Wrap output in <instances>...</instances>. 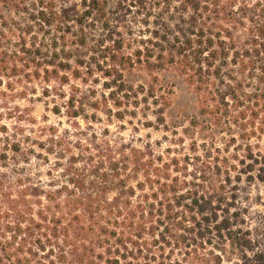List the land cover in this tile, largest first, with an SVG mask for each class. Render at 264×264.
Here are the masks:
<instances>
[{
    "label": "trees",
    "instance_id": "trees-1",
    "mask_svg": "<svg viewBox=\"0 0 264 264\" xmlns=\"http://www.w3.org/2000/svg\"><path fill=\"white\" fill-rule=\"evenodd\" d=\"M165 73L197 99L183 135ZM20 83L77 129H2L0 264H264L235 183L264 182V0H0V88Z\"/></svg>",
    "mask_w": 264,
    "mask_h": 264
},
{
    "label": "rangeland",
    "instance_id": "rangeland-1",
    "mask_svg": "<svg viewBox=\"0 0 264 264\" xmlns=\"http://www.w3.org/2000/svg\"><path fill=\"white\" fill-rule=\"evenodd\" d=\"M139 81H142V77L130 79L131 83H139ZM162 81L171 87L174 93L172 107L167 114L168 125L171 131H177L183 135L188 130L189 123L198 113L196 96L187 87L183 79L174 73L163 74ZM43 91V87L40 85L33 86L25 83L13 85L12 89L0 88V136L3 128L7 129L9 133H13L17 128H23L28 132L32 129L39 131L44 127L55 126L59 129L60 134L77 129L76 122L69 121L64 116L56 117L53 115L54 103L52 100L43 97ZM79 125L82 129L87 128V124L83 121ZM105 126L126 140H133L139 144L146 142L157 144L160 147L158 148L159 151L164 152L173 147L171 144L172 136L165 132L143 129L140 132H135L134 127L136 125H129L128 123L112 122ZM97 129H101L100 126ZM192 134L190 132V135ZM234 134H236V130ZM30 135L34 134L31 133ZM189 137L187 146L190 145ZM221 137L222 143H227L231 136L224 133L221 134ZM236 175L235 173L234 176L236 177ZM256 175V172L243 173L240 174L241 179L235 182L238 184L237 195L247 218L244 225L253 229L264 223V182L258 180ZM6 183V180L0 177V206L7 199L4 193Z\"/></svg>",
    "mask_w": 264,
    "mask_h": 264
}]
</instances>
